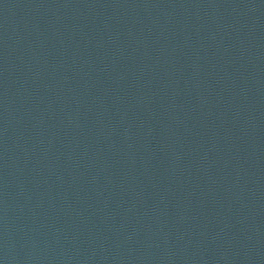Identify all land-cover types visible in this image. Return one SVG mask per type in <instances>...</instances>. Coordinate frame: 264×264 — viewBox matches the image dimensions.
Returning <instances> with one entry per match:
<instances>
[{
    "label": "water",
    "instance_id": "1",
    "mask_svg": "<svg viewBox=\"0 0 264 264\" xmlns=\"http://www.w3.org/2000/svg\"><path fill=\"white\" fill-rule=\"evenodd\" d=\"M0 264H264V0H0Z\"/></svg>",
    "mask_w": 264,
    "mask_h": 264
}]
</instances>
